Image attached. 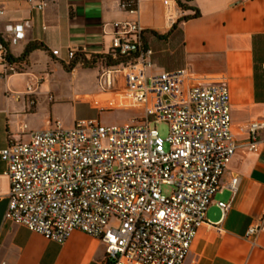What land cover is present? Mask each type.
Here are the masks:
<instances>
[{
  "label": "built area",
  "instance_id": "obj_1",
  "mask_svg": "<svg viewBox=\"0 0 264 264\" xmlns=\"http://www.w3.org/2000/svg\"><path fill=\"white\" fill-rule=\"evenodd\" d=\"M53 1L29 0L38 10ZM137 3L120 6L137 11ZM180 12L179 7L169 10L172 25ZM28 24H7L3 39H24ZM113 25L111 50L101 58V85L127 94L144 116L123 125L84 119L65 128L58 122L3 148L10 182L5 218L60 243L75 230L99 238L107 244L108 264H183L199 228L207 224L219 178L237 147L230 88L222 74L157 70L140 22ZM77 53L71 49L68 55L75 59ZM7 56L0 40V77L21 70ZM33 90L30 85L27 93ZM160 121L170 126L165 139L151 126ZM244 129L252 137L250 150L256 151L264 120H253ZM238 182V177L232 180L234 191ZM165 185L173 186L171 194ZM217 205L223 215L230 206L224 201ZM259 228L251 226L247 237Z\"/></svg>",
  "mask_w": 264,
  "mask_h": 264
},
{
  "label": "crops",
  "instance_id": "obj_2",
  "mask_svg": "<svg viewBox=\"0 0 264 264\" xmlns=\"http://www.w3.org/2000/svg\"><path fill=\"white\" fill-rule=\"evenodd\" d=\"M124 1L130 0H54L38 10L29 0H0L1 35L9 23L29 21L24 39L6 41L9 52L18 58L29 45H38L19 72L0 77V152L58 122L71 128L84 119L100 121L78 117L69 99L90 103L98 113L127 110L131 121L141 119V108L127 94L100 82L101 58L111 50L114 22H140L155 51L157 70L222 74L231 93V133L237 147L219 178L207 224L199 228L183 264H264V129L257 132L256 151L250 150L252 137L244 129L253 120H264V0H193L190 5L200 15L179 21L180 12L174 25L168 12L179 7L177 0L169 6L165 0H135L137 11L120 6ZM71 49L93 61L92 67L71 59ZM30 85L34 90L28 94ZM5 171L0 154V264H108L107 244L99 238L75 230L60 243L7 220L10 182ZM220 201L230 205L225 215ZM259 224L247 237L249 228Z\"/></svg>",
  "mask_w": 264,
  "mask_h": 264
},
{
  "label": "rangeland",
  "instance_id": "obj_3",
  "mask_svg": "<svg viewBox=\"0 0 264 264\" xmlns=\"http://www.w3.org/2000/svg\"><path fill=\"white\" fill-rule=\"evenodd\" d=\"M64 92L70 93V88H65ZM69 105H73L77 107V115L80 118L86 117H95L100 119V123L102 125L108 126V125H123L125 123L131 122V116L132 112L127 110H112V111H103L98 113L97 111L93 110L91 108L90 103H77L73 99H69L68 103ZM140 112L144 115L145 110L141 109ZM151 126L154 128H157L162 136V138H166L170 133V126L165 121L160 122H152ZM168 148V146H167ZM164 191L168 194H171L173 191V186L171 185H165ZM111 225L117 226L118 222L116 220H113L111 222Z\"/></svg>",
  "mask_w": 264,
  "mask_h": 264
},
{
  "label": "trees",
  "instance_id": "obj_4",
  "mask_svg": "<svg viewBox=\"0 0 264 264\" xmlns=\"http://www.w3.org/2000/svg\"><path fill=\"white\" fill-rule=\"evenodd\" d=\"M193 0H177V3H178V6L182 12V16L180 18L179 21L181 20H186V19H189V18H192V17H197L200 15V11L196 8H193L190 3L192 2ZM187 10H192L193 11V14L192 15H184L183 13ZM0 40L6 45V47L8 48V43L3 39L2 35L0 34ZM38 48V45H34V44H31L27 47L24 55L22 57H14L10 52H9V49H8V56H7V59L9 62L11 63H14L16 65H18L20 67V69L23 67L22 66V63H23V60L26 58V56L31 52L33 51L34 49ZM106 58H108V56H106ZM110 60V63H116V64H119L120 62H117L115 60H112V59H108ZM74 61L76 63H82L85 67H92L93 65V61H89L85 58V56L79 52L77 53ZM69 67V66H68Z\"/></svg>",
  "mask_w": 264,
  "mask_h": 264
}]
</instances>
